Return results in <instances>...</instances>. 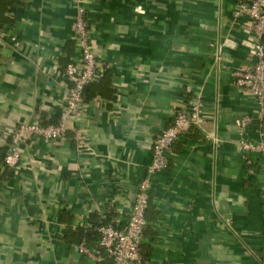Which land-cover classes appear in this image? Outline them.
Segmentation results:
<instances>
[{
    "label": "crops",
    "instance_id": "crops-1",
    "mask_svg": "<svg viewBox=\"0 0 264 264\" xmlns=\"http://www.w3.org/2000/svg\"><path fill=\"white\" fill-rule=\"evenodd\" d=\"M238 1L87 4L104 73L64 140L34 139L17 169L0 164V264H96L76 248L82 233L128 223L155 140L197 95L203 123L153 176L143 264H264V164L251 154L250 175L238 147V120L256 111L233 82L253 43L247 19L232 22ZM14 7L0 9V157L19 124L59 121L64 70L77 56L71 0ZM246 136L264 140V121Z\"/></svg>",
    "mask_w": 264,
    "mask_h": 264
},
{
    "label": "built area",
    "instance_id": "built-area-1",
    "mask_svg": "<svg viewBox=\"0 0 264 264\" xmlns=\"http://www.w3.org/2000/svg\"><path fill=\"white\" fill-rule=\"evenodd\" d=\"M90 1L71 0V6L76 10L73 32L77 56L64 70L68 90L59 121L47 125L36 122L19 124L12 132L4 158V165L8 169L15 170L20 166L23 149L32 140H64L69 129L68 123L80 118L84 112L86 88L102 78L104 69L94 53L91 28L87 19L86 7ZM241 18L247 19L244 27L251 35L253 43L246 60L234 69L233 82L245 97L255 102L256 111L253 116H244L238 120V147L244 154L249 174L254 175V162L250 156L258 154L264 164V140L253 141L246 135L256 121L260 124L264 121V0H239L233 9L232 22L238 23ZM203 113L204 102L199 95L186 106L176 110L172 125L165 129L153 144L152 162L139 185L128 223L118 227L119 222L113 221L99 227L101 237L95 248L90 247L85 238L76 244L81 255L96 264L144 263L141 248L148 225L146 215L150 207L153 176L169 168V156L174 153L177 141L193 126L200 127L203 123ZM76 140L81 146L84 145L81 132H77ZM219 143L220 139L215 138V146Z\"/></svg>",
    "mask_w": 264,
    "mask_h": 264
},
{
    "label": "trees",
    "instance_id": "trees-1",
    "mask_svg": "<svg viewBox=\"0 0 264 264\" xmlns=\"http://www.w3.org/2000/svg\"><path fill=\"white\" fill-rule=\"evenodd\" d=\"M15 3H19V0H0V9H2V12L4 13H12V12H14V11H16L15 9V7H14V4ZM2 6H4L3 8H1ZM70 62V61H69ZM101 81V79L98 81V82H100ZM98 82H96V83H98ZM96 83H94V84H96ZM6 155V154H5ZM4 158H5V156H3V157H0V164L2 165H4ZM4 168H6V170L5 171H7V167L4 165ZM148 212V211H147ZM147 216V215H146ZM113 222V221H112ZM109 223H111V221H104V222H102V223H100L99 225H96V227H95V231L94 232H92L91 234H88V233H82L83 235H82V239L83 238H85V240H86V242H87V244L91 247L92 245L94 246V245H96L97 244V242L100 240V237H101V235H100V233H99V231H98V228L99 227H101L102 225H106V224H109ZM92 236H96L97 238H98V240L97 241H94L93 242V239H92ZM81 239V240H82ZM96 239V238H95ZM105 264V263H104Z\"/></svg>",
    "mask_w": 264,
    "mask_h": 264
}]
</instances>
